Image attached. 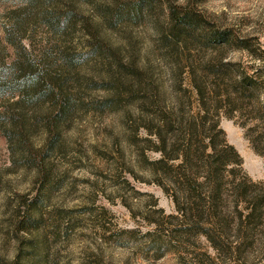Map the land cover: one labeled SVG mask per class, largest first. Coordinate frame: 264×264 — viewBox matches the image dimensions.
Wrapping results in <instances>:
<instances>
[{"label":"rangeland","instance_id":"obj_1","mask_svg":"<svg viewBox=\"0 0 264 264\" xmlns=\"http://www.w3.org/2000/svg\"><path fill=\"white\" fill-rule=\"evenodd\" d=\"M26 1L0 0V66L69 103L0 99V264H264V0ZM205 135L241 163L190 220L173 178Z\"/></svg>","mask_w":264,"mask_h":264},{"label":"trees","instance_id":"obj_2","mask_svg":"<svg viewBox=\"0 0 264 264\" xmlns=\"http://www.w3.org/2000/svg\"><path fill=\"white\" fill-rule=\"evenodd\" d=\"M35 0H27V5H33ZM70 14L62 13L58 18L50 23L52 25L54 22L55 30L63 29L68 24ZM186 19L188 17L185 15ZM191 18V17H190ZM58 28V29H57ZM221 40H225L223 35H219ZM80 58V57H78ZM69 65H72L77 59L74 56L66 55L63 59ZM38 66L34 64L31 60L24 61H16L12 66L5 67L0 66V99L5 96H9L14 94L15 92L19 94L20 101L19 104L26 103L33 98L37 99H54L55 104L59 106L58 115L64 116L66 113V109L68 106V100L63 95V89H56L52 83H50V75L48 73H42ZM7 69L12 73V76L8 78L2 77L3 71L1 70ZM16 72L17 75H16ZM19 86V89L14 91V86ZM61 94L59 98V94ZM29 97V98H28ZM32 99V101H33ZM203 131L207 134L206 121L207 118L202 119ZM211 131V130H209ZM210 134H212L210 132ZM197 138V136H196ZM207 140H209V144L212 146V152L209 155H206V147H201L197 151L193 152L194 143H187L188 149L185 152V161L190 158H193L194 154H196L197 158L200 160L201 167H196L200 171H205V173H180L178 177L173 178V181L176 180L177 190L173 193L175 196V204L178 207L179 211L183 213L184 216L188 217V219L195 218L202 219L204 216L213 214L217 209V202L221 197L222 188L225 185L224 181V170L226 165L233 160H236V163L239 165L241 163L239 156L235 153L233 148L225 145H221L218 148V145L215 142V137L205 135ZM163 139V137L161 138ZM162 142H165L164 140ZM199 145V142H197ZM203 146V145H202ZM206 175L205 180L208 182L207 184L201 183L199 181V175ZM204 179V177H203ZM174 183V182H173ZM246 183H242L238 185V188L235 189L236 192L238 189L245 190L247 186ZM212 186L213 190L210 192H205L204 186ZM179 191V192H176ZM246 191V190H245Z\"/></svg>","mask_w":264,"mask_h":264}]
</instances>
